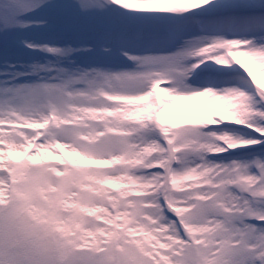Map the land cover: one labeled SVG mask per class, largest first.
I'll list each match as a JSON object with an SVG mask.
<instances>
[{
	"label": "snow or ice",
	"instance_id": "obj_1",
	"mask_svg": "<svg viewBox=\"0 0 264 264\" xmlns=\"http://www.w3.org/2000/svg\"><path fill=\"white\" fill-rule=\"evenodd\" d=\"M0 264H264V0H0Z\"/></svg>",
	"mask_w": 264,
	"mask_h": 264
},
{
	"label": "rangeland",
	"instance_id": "obj_2",
	"mask_svg": "<svg viewBox=\"0 0 264 264\" xmlns=\"http://www.w3.org/2000/svg\"><path fill=\"white\" fill-rule=\"evenodd\" d=\"M0 47H2V41H0Z\"/></svg>",
	"mask_w": 264,
	"mask_h": 264
}]
</instances>
